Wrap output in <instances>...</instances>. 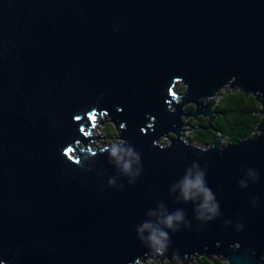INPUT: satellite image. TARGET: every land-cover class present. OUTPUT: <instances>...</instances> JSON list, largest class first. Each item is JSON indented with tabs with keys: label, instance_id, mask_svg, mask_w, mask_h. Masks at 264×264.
<instances>
[{
	"label": "water",
	"instance_id": "water-1",
	"mask_svg": "<svg viewBox=\"0 0 264 264\" xmlns=\"http://www.w3.org/2000/svg\"><path fill=\"white\" fill-rule=\"evenodd\" d=\"M236 89L260 106L250 137L218 135L208 146L184 138L189 119H210L216 99ZM93 111L140 153L133 185L106 153L79 167L61 156L91 146L79 129L91 128ZM193 162L207 166L220 204L202 229L192 205L168 194ZM247 168L259 180L240 191ZM158 203L191 223L170 234L167 263L264 264V0H0V259L142 262L150 257L133 229ZM237 217L242 232L223 227Z\"/></svg>",
	"mask_w": 264,
	"mask_h": 264
},
{
	"label": "clouds",
	"instance_id": "clouds-1",
	"mask_svg": "<svg viewBox=\"0 0 264 264\" xmlns=\"http://www.w3.org/2000/svg\"><path fill=\"white\" fill-rule=\"evenodd\" d=\"M96 115V112L93 111L92 116L89 117L90 120H93L91 128L88 130L79 129V132L85 137L98 134L93 131L97 127L94 122ZM104 115L103 112L100 113L101 117ZM149 118L147 117V119ZM119 127L123 130L126 125L125 123H120ZM148 127H152V125L149 124ZM144 131L143 127L140 128L141 134ZM257 135H261V133ZM161 146L163 147V145ZM71 151L72 149L69 148L68 152L62 150L60 154L64 158L67 157L66 160L77 167L93 159L98 152L106 153V158L118 170L119 174L127 179L128 186L133 185L143 172L140 153L123 139H116L96 147H78L79 155L75 160L68 154ZM206 175L207 166L201 167L196 162H193L184 169L183 174L168 189L170 196L175 195L174 203L192 205V221L199 225L201 229L217 220L221 215L220 204L216 194L208 186ZM258 180L259 173L253 168H247L238 180L237 188L240 191H244L250 184H255ZM107 186L109 188L116 186L123 190V185L117 186L115 179H109ZM249 204L255 208L257 206V198H251ZM223 227L225 229L231 227L235 233H240L244 229V224L241 218L237 217L235 222L225 219ZM182 230L185 232L191 231V223L186 220L183 209L177 208L175 211H168L163 203H158L154 209H148L145 213V219L133 229L136 241L147 250L151 264H162V261L169 259L170 234L174 235ZM230 247L233 251H236L240 248V244L238 242L232 243ZM173 258L178 260L179 256L173 254ZM0 264H7V262L4 259H0ZM135 264H141V261L137 259ZM223 264H232V261L223 258ZM256 264H259V258Z\"/></svg>",
	"mask_w": 264,
	"mask_h": 264
},
{
	"label": "trees",
	"instance_id": "trees-1",
	"mask_svg": "<svg viewBox=\"0 0 264 264\" xmlns=\"http://www.w3.org/2000/svg\"><path fill=\"white\" fill-rule=\"evenodd\" d=\"M180 91L182 92L183 89L180 88ZM187 109L192 110L194 108L188 106ZM259 109L260 106L255 97L245 95L240 89L234 91L228 90L218 99L216 105L213 107L211 124H208L207 119H201L198 122L201 126L196 127L197 123L195 120H189L191 126L196 127L192 132L193 143L208 146L218 135L227 138L232 143L250 137L255 132L260 120V116L258 115ZM208 125H211L210 128L205 129ZM187 137L189 138V134ZM141 264H151V261L148 258L143 260ZM162 264L169 263L162 261ZM176 264H223V262L212 257L195 256L185 263L178 262Z\"/></svg>",
	"mask_w": 264,
	"mask_h": 264
},
{
	"label": "rangeland",
	"instance_id": "rangeland-1",
	"mask_svg": "<svg viewBox=\"0 0 264 264\" xmlns=\"http://www.w3.org/2000/svg\"><path fill=\"white\" fill-rule=\"evenodd\" d=\"M219 98L220 97H218L216 99V101H218ZM189 120H191V119H189ZM95 124L97 125L95 130H97V131L94 132V133H98V134L97 135H92V136H97L99 138V140H105V142H107V138L108 137H112V136L115 137V129L112 128L113 125L111 123L107 122V117H105V118H96ZM188 127H185V129H184V138H187V136L189 134V140L191 142H193V140H192L193 139L192 132L195 130L196 127H194V130H190L191 127H189V128Z\"/></svg>",
	"mask_w": 264,
	"mask_h": 264
},
{
	"label": "flooded vegetation",
	"instance_id": "flooded-vegetation-1",
	"mask_svg": "<svg viewBox=\"0 0 264 264\" xmlns=\"http://www.w3.org/2000/svg\"><path fill=\"white\" fill-rule=\"evenodd\" d=\"M193 110V109H192ZM192 110H189V111H192ZM211 118H212V116L210 117V119H207V118H204V117H202V116H198L196 119H195V122L197 123V125H196V127H200L201 125H199L198 124V122L201 120V119H207L208 120V124H211V122H210V120H211ZM108 121V120H107ZM210 126L211 125H208L207 126V128H205V129H209L210 128ZM91 137V136H90ZM92 138V140H91V146H93V147H96V146H98V145H100V144H102V143H110V142H112V141H114L115 139H113L114 138V136H112V137H108L107 138V142H99L98 140H99V138H97V136H92L91 137ZM93 138H96V139H93ZM100 143V144H99Z\"/></svg>",
	"mask_w": 264,
	"mask_h": 264
}]
</instances>
